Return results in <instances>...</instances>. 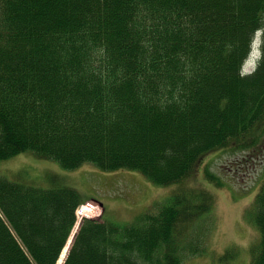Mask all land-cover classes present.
Segmentation results:
<instances>
[{"label":"trees","instance_id":"1","mask_svg":"<svg viewBox=\"0 0 264 264\" xmlns=\"http://www.w3.org/2000/svg\"><path fill=\"white\" fill-rule=\"evenodd\" d=\"M262 60L239 67L256 31ZM264 119V0H0V162L134 171L176 191L131 224L84 220L63 264H181L214 199L183 184ZM0 176V264H56L84 200ZM214 186L219 177L205 173ZM249 217L264 264V181ZM226 251L225 257L233 255Z\"/></svg>","mask_w":264,"mask_h":264},{"label":"rangeland","instance_id":"2","mask_svg":"<svg viewBox=\"0 0 264 264\" xmlns=\"http://www.w3.org/2000/svg\"><path fill=\"white\" fill-rule=\"evenodd\" d=\"M246 144L242 147L233 143L206 155L183 184L195 191L210 192L214 205L205 218V250L198 255L188 254L181 264H249V250L259 241L249 211L264 181V119L247 137ZM206 171L219 177L223 186L211 184L205 178ZM2 175L10 180L20 177L45 189L57 177L79 191L84 200L103 204V220L121 226L133 223L147 211H156L176 191V185L158 187L134 171L106 173L90 165L64 171L58 163L29 152L0 162ZM230 248L234 249L233 255L224 258Z\"/></svg>","mask_w":264,"mask_h":264},{"label":"bare ground","instance_id":"3","mask_svg":"<svg viewBox=\"0 0 264 264\" xmlns=\"http://www.w3.org/2000/svg\"><path fill=\"white\" fill-rule=\"evenodd\" d=\"M70 239H71V238H70ZM69 242H70V241H69ZM69 242H68V244H67L66 248L69 246ZM67 249H68V248H67ZM65 252H66V249H65ZM65 252L62 254V256H61V258H60V259H62V257L64 256Z\"/></svg>","mask_w":264,"mask_h":264}]
</instances>
